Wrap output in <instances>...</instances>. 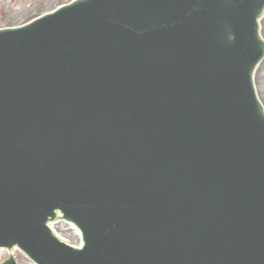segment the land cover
<instances>
[{
    "label": "water",
    "instance_id": "95a60500",
    "mask_svg": "<svg viewBox=\"0 0 264 264\" xmlns=\"http://www.w3.org/2000/svg\"><path fill=\"white\" fill-rule=\"evenodd\" d=\"M263 12L72 0L0 27V249L35 264H264Z\"/></svg>",
    "mask_w": 264,
    "mask_h": 264
},
{
    "label": "rangeland",
    "instance_id": "374dc122",
    "mask_svg": "<svg viewBox=\"0 0 264 264\" xmlns=\"http://www.w3.org/2000/svg\"><path fill=\"white\" fill-rule=\"evenodd\" d=\"M70 0H0V27L20 25L36 17L37 15L51 10L54 7L66 3ZM260 36L264 41V16L259 21ZM255 86L259 96L264 99V57L257 66L255 75ZM58 230H63L57 227ZM60 228V229H59ZM59 232V231H58ZM72 231L65 232L71 243H76V238L70 239ZM12 256L19 264H28L24 255L18 250L11 253L4 251L0 255V262Z\"/></svg>",
    "mask_w": 264,
    "mask_h": 264
},
{
    "label": "bare ground",
    "instance_id": "6f19581e",
    "mask_svg": "<svg viewBox=\"0 0 264 264\" xmlns=\"http://www.w3.org/2000/svg\"><path fill=\"white\" fill-rule=\"evenodd\" d=\"M256 71H257V68H256ZM256 71H255V73H254V76H253V82H254V87H255V93H256V96H257V99H258V101H259V103L261 104V106H262V108H263V111H264V99H262L260 96H259V94H258V92H257V89H256V86H255V75H256ZM58 225L60 226V227H66V225H64V224H61V223H58ZM57 226V225H56ZM54 229H55V227H54ZM55 231H56V229H55ZM57 232V231H56ZM71 235H76L75 234V232L74 233H71ZM3 253V252H2ZM11 253V252H10ZM24 257L26 258V261H27V263L28 264H35L34 262H32L31 260H29L25 255H24Z\"/></svg>",
    "mask_w": 264,
    "mask_h": 264
}]
</instances>
